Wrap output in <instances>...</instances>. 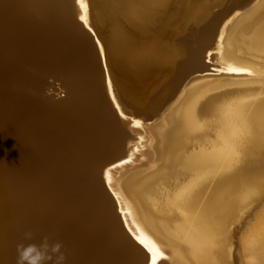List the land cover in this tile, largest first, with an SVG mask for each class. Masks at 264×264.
Masks as SVG:
<instances>
[{"label":"bare ground","instance_id":"6f19581e","mask_svg":"<svg viewBox=\"0 0 264 264\" xmlns=\"http://www.w3.org/2000/svg\"><path fill=\"white\" fill-rule=\"evenodd\" d=\"M85 2L0 0V264L27 233L61 264H235L264 196V0Z\"/></svg>","mask_w":264,"mask_h":264},{"label":"rangeland","instance_id":"374dc122","mask_svg":"<svg viewBox=\"0 0 264 264\" xmlns=\"http://www.w3.org/2000/svg\"><path fill=\"white\" fill-rule=\"evenodd\" d=\"M253 209H254V211L252 212V214L248 215L245 218V221L243 222V224L239 227L238 226L236 227L238 229H237V233H236V237H235L236 238V244H235V250H234L235 264H242L241 260L239 258V255L237 253L239 246L240 247L244 246L247 242H249V240L251 239V237L254 234L256 235L257 233H259L261 228H263L262 224L264 225V196L261 197L260 200H258L256 202V205H255V207L252 208V210ZM258 235H261V236L264 235V229H263V232L262 233L260 232ZM259 238H260V240H262L261 237H259ZM255 240L259 241V240H257V236L255 237ZM257 243H259L258 247H257L256 242H254V244H256V247L254 245L255 250H253V253L255 254V256L256 255L258 256L261 253V255H260V258H261V256L263 255L262 252H264L263 251L264 250V247H263L264 244L262 245V241L257 242ZM263 257H264V255L262 256V259H264ZM256 260H257V262H260L261 259H259V257H258L255 259V261ZM260 263H262V262H260Z\"/></svg>","mask_w":264,"mask_h":264},{"label":"clouds","instance_id":"9594fccd","mask_svg":"<svg viewBox=\"0 0 264 264\" xmlns=\"http://www.w3.org/2000/svg\"><path fill=\"white\" fill-rule=\"evenodd\" d=\"M26 239L32 241L17 246V264H47L52 259L53 254L59 253L56 257L57 264L64 260L63 253L60 252L61 244H49L47 238L42 241H35L31 233L26 234Z\"/></svg>","mask_w":264,"mask_h":264},{"label":"water","instance_id":"95a60500","mask_svg":"<svg viewBox=\"0 0 264 264\" xmlns=\"http://www.w3.org/2000/svg\"><path fill=\"white\" fill-rule=\"evenodd\" d=\"M209 73H215L214 70L209 72ZM122 162V161H121ZM121 162H116L115 164L112 165V162L108 165L111 166H119V164ZM95 196H97L98 198L102 199V203H101V208H99V210L101 211V216H102V223H104L105 228H108L111 232H115L118 229H120V232L123 231L124 232V228H127V225L125 224V221L123 219V215L120 212L119 208H115V205L113 203L111 194L107 191V189L102 186V187H96L95 189ZM123 219V220H122ZM91 222V221H90ZM93 235L95 236V234H97L95 231L91 232ZM94 245L93 243H89V246ZM108 260L112 261V259H110L109 257H103L101 258L100 261L97 262V264H105V263H110ZM163 259L159 260L158 262L160 263ZM151 262V257H149L148 263L150 264Z\"/></svg>","mask_w":264,"mask_h":264},{"label":"snow or ice","instance_id":"6c2138e0","mask_svg":"<svg viewBox=\"0 0 264 264\" xmlns=\"http://www.w3.org/2000/svg\"><path fill=\"white\" fill-rule=\"evenodd\" d=\"M77 3L80 5L81 8L84 9L85 13L87 12V8H88V5L87 3L85 2V0H77ZM81 19L85 21V23H87V16L86 15H82L81 16ZM229 71H234V72H244V71H248L250 72V69H243V68H230L228 69ZM135 124L137 127L140 126L141 122L140 121H135Z\"/></svg>","mask_w":264,"mask_h":264}]
</instances>
